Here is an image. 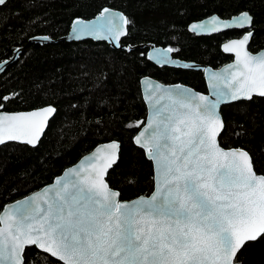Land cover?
Segmentation results:
<instances>
[{"label": "water", "instance_id": "95a60500", "mask_svg": "<svg viewBox=\"0 0 264 264\" xmlns=\"http://www.w3.org/2000/svg\"><path fill=\"white\" fill-rule=\"evenodd\" d=\"M7 0H0V6ZM127 15L106 7L92 18H75L68 33L35 35L29 42L105 41L113 49L148 48L159 67L202 71L207 92L183 83L140 79L147 108L134 144L152 162L149 195L122 200L107 181L121 143L102 142L65 168L53 181L5 204L0 212V264H25L36 246L63 264H236L238 252L264 234V174L244 148H225L220 135L224 105L264 97V47L249 49L253 16L214 13L188 25L197 35L244 30L222 43L232 59L218 68L173 56L154 43L127 46ZM23 47L0 61V75ZM57 109L0 111V146L37 147Z\"/></svg>", "mask_w": 264, "mask_h": 264}, {"label": "trees", "instance_id": "16d2710c", "mask_svg": "<svg viewBox=\"0 0 264 264\" xmlns=\"http://www.w3.org/2000/svg\"><path fill=\"white\" fill-rule=\"evenodd\" d=\"M106 7L123 11L129 20L127 46L154 43L173 56L218 68L232 57L221 45L244 30L197 36L188 25L214 13L222 18L247 10L254 35L249 49L264 47V0H7L0 6V61L23 47L17 61L0 75V111L31 110L47 104L57 112L37 147L10 142L0 146V212L5 204L49 184L63 170L102 142L118 140V162L107 181L122 200L149 195L153 165L133 142L147 116L140 79L152 76L165 84L183 83L207 92L202 71L159 67L148 48L113 49L105 41L29 42L35 35L58 38L75 18H92ZM220 144L241 147L264 174V97L238 101L221 109ZM25 264H63L27 247ZM236 264H264V234L247 242Z\"/></svg>", "mask_w": 264, "mask_h": 264}]
</instances>
